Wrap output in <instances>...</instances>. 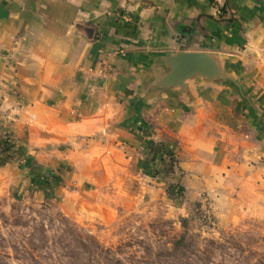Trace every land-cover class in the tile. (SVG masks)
Instances as JSON below:
<instances>
[{"label": "crops", "instance_id": "1", "mask_svg": "<svg viewBox=\"0 0 264 264\" xmlns=\"http://www.w3.org/2000/svg\"><path fill=\"white\" fill-rule=\"evenodd\" d=\"M178 52L229 60L242 90L157 87ZM169 156L187 188L240 187L264 213V0H0L1 186L55 171L74 205L109 215L108 190L128 186L111 172L136 180Z\"/></svg>", "mask_w": 264, "mask_h": 264}, {"label": "rangeland", "instance_id": "2", "mask_svg": "<svg viewBox=\"0 0 264 264\" xmlns=\"http://www.w3.org/2000/svg\"><path fill=\"white\" fill-rule=\"evenodd\" d=\"M167 159L136 180L111 172L128 186L108 190L109 215L74 205L55 171L0 185V264H264L261 208L236 202L240 187L187 188L177 158Z\"/></svg>", "mask_w": 264, "mask_h": 264}, {"label": "water", "instance_id": "3", "mask_svg": "<svg viewBox=\"0 0 264 264\" xmlns=\"http://www.w3.org/2000/svg\"><path fill=\"white\" fill-rule=\"evenodd\" d=\"M166 71L155 77L159 88H185L190 81L224 83L241 89L238 78L229 70V60L203 52H178L165 57ZM242 97L244 93L242 92Z\"/></svg>", "mask_w": 264, "mask_h": 264}, {"label": "built area", "instance_id": "4", "mask_svg": "<svg viewBox=\"0 0 264 264\" xmlns=\"http://www.w3.org/2000/svg\"><path fill=\"white\" fill-rule=\"evenodd\" d=\"M215 3H217V4H220V3H225L227 0H213ZM218 15L219 16H223L224 15V13H223V11H222V8H220L219 10H218Z\"/></svg>", "mask_w": 264, "mask_h": 264}]
</instances>
